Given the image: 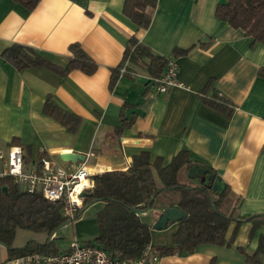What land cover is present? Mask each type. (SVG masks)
I'll return each mask as SVG.
<instances>
[{"label": "crops", "instance_id": "0c3cea01", "mask_svg": "<svg viewBox=\"0 0 264 264\" xmlns=\"http://www.w3.org/2000/svg\"><path fill=\"white\" fill-rule=\"evenodd\" d=\"M125 1L40 0L29 9L16 0H0V147L17 144L28 162L47 157L62 166L74 163L63 161L61 153L89 154L88 164L98 173L126 170L142 151H149L152 160L162 157L167 165L188 150L193 164L213 170L229 188L238 219L226 233L231 245L202 244L189 255H161L160 264H256L240 248L257 251L264 224L255 227L252 220H239L264 214V76L259 74L264 42H253L242 29L217 17V5L224 0H157L147 29L124 13ZM131 36L168 58L176 48L193 47L175 59L181 84L161 93L147 71L137 68L133 77L120 76L112 88L113 72ZM77 42L98 64L93 74L79 69L64 77L48 68L20 71L1 57L7 47L20 43L65 64L70 45ZM212 89L230 100L232 115L204 102ZM49 96L82 118L76 133L45 113ZM124 113L133 122L118 134ZM104 206L92 204L53 234L19 229L14 246L54 243L60 252L74 239L93 240L100 233L97 215ZM163 211L153 207L140 213L151 226V247L157 250L171 245L178 229V222L154 228ZM71 228L74 235L66 236ZM0 264H15L2 243Z\"/></svg>", "mask_w": 264, "mask_h": 264}, {"label": "trees", "instance_id": "16d2710c", "mask_svg": "<svg viewBox=\"0 0 264 264\" xmlns=\"http://www.w3.org/2000/svg\"><path fill=\"white\" fill-rule=\"evenodd\" d=\"M16 1L29 9H34L40 2ZM157 3V0H126L124 13L138 27L147 29L152 23ZM216 15L231 26L242 29L253 38V42H264V0H224L217 5ZM192 48H176L173 58L187 54ZM69 52L66 63L60 64L30 46L13 43L3 51L1 57L20 71L48 68L62 77L76 69L87 74L97 70L98 64L80 43L71 44ZM169 59L155 54L148 45L131 36L124 58L113 72L110 86L113 88L122 75L133 77L137 68L145 69L152 78L151 83L157 86V79L165 73ZM125 66L127 71L122 72ZM259 74L264 76V68L260 69ZM203 100L226 115H232L234 111L230 100L217 89H212L209 96L205 94ZM44 111L60 121L69 132L76 133L81 126L82 118L60 108L51 96L46 100ZM132 122L133 119L122 114L116 132L120 134ZM14 142L19 143L17 139ZM192 164L188 150L180 151L167 165H164L162 157L152 160L149 151H142L133 157L132 164L126 170L93 175L95 185L91 195L85 197L82 207L73 218L66 214L63 201L54 202L38 193L23 192L12 179H0V243L8 248L12 260L30 253L56 254L58 249L54 243L38 244L30 241L24 247H15L17 231L26 229L53 234L62 225L77 220L92 204L104 202V208L97 215L100 233L85 243L101 246L122 258L136 259L152 246L151 226L142 220L139 211L153 207L164 210L175 207L186 214L178 221L172 244L158 247L161 255H189L200 245L208 243L231 245L232 240H227L226 233L230 223L238 218L229 188L226 187L221 193L214 191V181L209 180L208 176L204 182L189 184L184 180V175H188ZM210 172L216 174L211 169ZM243 220H252L257 227L264 224V214L244 217L239 221ZM240 250L249 262L264 264V239L253 253L243 248Z\"/></svg>", "mask_w": 264, "mask_h": 264}, {"label": "built area", "instance_id": "2783aa9c", "mask_svg": "<svg viewBox=\"0 0 264 264\" xmlns=\"http://www.w3.org/2000/svg\"><path fill=\"white\" fill-rule=\"evenodd\" d=\"M121 71L126 72V66ZM157 83V90L161 93L181 84L175 58L169 59L167 69ZM88 158L89 154L84 161L68 166L58 165L47 157L28 162L23 147L12 144L6 149L0 147V179H12L23 192L38 193L54 202L63 201L66 214L73 218L86 197L81 194L91 193L95 185L92 177L98 172L90 170ZM13 261L15 264H160L161 254L149 247L140 257L131 260L101 246L74 239L68 249L56 254L30 253Z\"/></svg>", "mask_w": 264, "mask_h": 264}, {"label": "water", "instance_id": "95a60500", "mask_svg": "<svg viewBox=\"0 0 264 264\" xmlns=\"http://www.w3.org/2000/svg\"><path fill=\"white\" fill-rule=\"evenodd\" d=\"M61 159L66 162L76 163L78 161H84L86 159V155L82 153H78L75 151H70L66 153H61ZM190 176L198 177L202 182L206 181V177L208 176L209 180H213V190L221 193L227 186L222 182V179L219 175L211 173L210 169L206 166L198 167L195 164H192L189 170ZM82 196H89L91 193L83 192ZM150 208H148L149 210ZM147 210L139 211V213H144ZM186 216V214L175 207L167 208L160 215L159 219L154 224V228L156 229H164L168 227V224H173L175 222L180 221Z\"/></svg>", "mask_w": 264, "mask_h": 264}, {"label": "rangeland", "instance_id": "374dc122", "mask_svg": "<svg viewBox=\"0 0 264 264\" xmlns=\"http://www.w3.org/2000/svg\"><path fill=\"white\" fill-rule=\"evenodd\" d=\"M95 162V158L94 157H92L91 159H89V163H91V164H93ZM184 180L186 181V182H188L189 184H197L199 181H201L198 177H191L190 176V173H188V175H184ZM96 206H95V208H91L90 209V213L89 214H92L93 212H95V210H96ZM71 235H74V231H73V228H71V229H68L67 230V232H66V236H71Z\"/></svg>", "mask_w": 264, "mask_h": 264}, {"label": "bare ground", "instance_id": "6f19581e", "mask_svg": "<svg viewBox=\"0 0 264 264\" xmlns=\"http://www.w3.org/2000/svg\"><path fill=\"white\" fill-rule=\"evenodd\" d=\"M104 167H107V166H105V165H103ZM91 171H93L92 169H90Z\"/></svg>", "mask_w": 264, "mask_h": 264}]
</instances>
